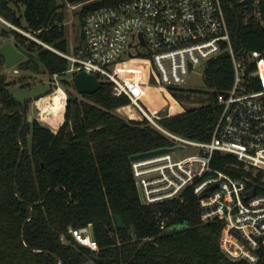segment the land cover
<instances>
[{
    "label": "trees",
    "instance_id": "obj_1",
    "mask_svg": "<svg viewBox=\"0 0 264 264\" xmlns=\"http://www.w3.org/2000/svg\"><path fill=\"white\" fill-rule=\"evenodd\" d=\"M58 1L0 0V23L17 28L0 30V49L5 39L14 37L19 50L29 55L18 69L40 73L43 66L51 77L67 75L70 64L58 52L69 53L70 45ZM88 1L92 0H78ZM121 1L84 5L81 22L87 12ZM248 3L222 0L232 46L241 58L264 51V28L245 25ZM5 67L0 50V264H87L93 254L96 264H249L223 253L224 223L204 221L200 198L192 189L183 201L142 203L131 157L173 148L174 142L147 118L141 120L127 97L114 96L111 84L103 82L98 92L82 99L68 91L66 107L48 112L52 118L55 113L61 117L55 129L29 120L32 100L16 99L10 89L17 80H8ZM204 80L207 91H191L204 97L203 103L192 108L176 98L177 91L186 90L155 86L147 100L152 105L161 100L160 113H175L169 118L152 114L165 130L193 142L212 141L221 114L217 95L229 90L234 80L231 56L222 54L211 61ZM145 81L151 83L149 78ZM64 84L79 93L74 78ZM118 110L136 120L121 126ZM212 166L234 178H253L233 155L216 153ZM262 178L259 174L256 180ZM116 215L124 220L121 229ZM161 219L167 221L165 227ZM90 225L97 251L70 242L71 229ZM258 256L257 264H264V248Z\"/></svg>",
    "mask_w": 264,
    "mask_h": 264
},
{
    "label": "built area",
    "instance_id": "obj_2",
    "mask_svg": "<svg viewBox=\"0 0 264 264\" xmlns=\"http://www.w3.org/2000/svg\"><path fill=\"white\" fill-rule=\"evenodd\" d=\"M244 21L264 28V0H249ZM58 53L68 60L72 78L85 72L111 84L114 96L127 97L138 113L173 140L175 151L133 162L145 204L183 201L192 189L200 198L204 221L224 223L223 253L232 261L257 264L258 251L264 248V51L244 58L236 54L222 0H124L100 7L84 15L81 45ZM222 54L232 58L234 80L229 90L217 95L221 114L211 142L184 139L149 117L145 108L152 105L147 99L155 86L182 89L192 74L202 71L204 76L210 62ZM59 77L54 75L51 83L55 94L61 91ZM47 99L40 98L38 107ZM61 102L66 107L64 97ZM124 115L133 120L129 113ZM174 115L165 111L159 117ZM185 148L198 153L177 159L176 153ZM216 153L235 156L253 178H234L215 169ZM259 174L263 178L257 181ZM253 190L256 195L248 198ZM160 225L165 227L167 221L161 219ZM69 234L82 247L99 249L91 225Z\"/></svg>",
    "mask_w": 264,
    "mask_h": 264
},
{
    "label": "rangeland",
    "instance_id": "obj_3",
    "mask_svg": "<svg viewBox=\"0 0 264 264\" xmlns=\"http://www.w3.org/2000/svg\"><path fill=\"white\" fill-rule=\"evenodd\" d=\"M58 2H59V5L62 6L61 11L65 15L64 25L66 28V37H67L68 43H69L70 48H71L70 51H74L82 43V22L80 19V13L84 7V4L79 3L78 0L73 2V3H69L68 0H59ZM24 13H25V8L21 7L19 9L18 14L22 16V15H24ZM6 27L8 28L9 26L1 21L0 30H2L3 28H6ZM23 32L29 38L35 39L34 36H32L26 30H23ZM5 43H11L14 45V44H16V41H15L14 37H11L7 40L5 39L4 44ZM28 59H29V55H26L25 61ZM15 70H17L19 73L16 74ZM40 70H41L40 73H32L29 71H22V70L18 69V66H16L12 69H9L6 72L4 71V74H6L8 76V80H17L16 86L11 87V89H10L17 100H19L21 102H24L28 99L32 100L31 109H30V116L33 117V120H39V122L41 124H43V125L49 124V125H51L52 128L57 129L58 125L62 122L61 117H59V115L56 113H55V117H53V118L51 116L47 117L46 115L49 111L52 112V111L56 110L55 109L56 107L58 108L61 106L62 102H61L60 96L62 95V97H64L68 101V98H69L68 91H70L78 99H82L83 97H82V95L77 93L75 90H73L71 87H68L66 84H64V80L70 81L72 79V76L70 74L60 76L58 78L61 91L58 95H55V90L53 88L54 86L51 85V83L53 82V77L48 75L46 69L43 66H41ZM22 84L29 85V86L22 88L21 87ZM182 89L186 90L187 92L188 91H190V92L191 91H207V87L205 84L204 76L202 75V71H201V74H192L188 78L186 83L182 86ZM49 91H51V93L47 94V93H49ZM40 98H48L47 99L48 101H46V102H49V103L52 101V98H53L52 110H48V109L42 110L41 104L38 107V104L40 102ZM155 99H157L156 96H155ZM155 102H156V104L150 105V109L145 108V111L147 112L149 117L153 118L154 120H155V117L152 116V114L159 116L162 109H164L163 108L164 104L161 102V100L158 102L157 101H155ZM198 105L199 104H196V105H186L185 104L184 106L186 108H192V107H197ZM42 112L44 114L43 115L44 117H41ZM117 114L120 117L126 119L127 121H130L128 119V117H126L124 115L125 113H121L118 110ZM138 114L141 116V118H142L141 120H144L147 118L140 113H138ZM52 116H54L53 113H52ZM132 119L136 120L134 118H132ZM137 121H140V120H137ZM196 153H198V150H194L192 148H185L182 152L176 153L175 157L177 159H182L186 156H190V155H193Z\"/></svg>",
    "mask_w": 264,
    "mask_h": 264
},
{
    "label": "water",
    "instance_id": "obj_4",
    "mask_svg": "<svg viewBox=\"0 0 264 264\" xmlns=\"http://www.w3.org/2000/svg\"><path fill=\"white\" fill-rule=\"evenodd\" d=\"M75 1H77V0H68L69 3H73ZM144 43L145 42H143V44ZM0 50L6 59V68L7 69H12V68L18 66L20 63L24 62L26 59V54L22 53L16 44L13 45L11 43H5L1 47ZM69 50H71V48ZM74 81H75L77 90H78L80 95L95 94L102 87V83L98 80V78L96 76L87 74L85 72H81V73L76 74L74 76ZM176 98L179 102H181L183 105H185L186 103H189V102H192L193 100L199 99L200 96L198 94L191 93V92H177ZM74 100L76 101L77 98H74ZM29 120L32 121L33 117L30 116ZM118 120H119V123L121 126H125L128 124V121L122 117H119ZM175 149H177V148H175ZM175 149L163 148V149H158V150H154V151H150V152H146V153H141V154L132 156L131 161L136 162V161L146 160V159H150V158L157 157V156H162V155L168 154L172 151H175ZM255 195H256V191L253 190V191L248 193V198H252ZM139 196H140L142 203L145 204V201L142 197L141 192H139ZM115 223H116V226L118 229L123 228L125 225L124 220H123L122 216H120V215L115 216ZM71 241L73 242V244L76 247L82 248V246L77 244L72 237H71ZM92 261H94L95 263L98 262V258L96 256V254L92 255ZM220 264H226V263L221 262Z\"/></svg>",
    "mask_w": 264,
    "mask_h": 264
},
{
    "label": "bare ground",
    "instance_id": "obj_5",
    "mask_svg": "<svg viewBox=\"0 0 264 264\" xmlns=\"http://www.w3.org/2000/svg\"><path fill=\"white\" fill-rule=\"evenodd\" d=\"M59 93H60V91H59ZM59 93H56L55 95H58ZM54 95V96H55ZM51 101V100H50ZM52 104H53V98H52V101L49 103V102H45V103H43V105H41V107H42V110H46V109H48V110H52V108H53V106H52ZM63 104H61V106H62ZM60 106V107H61ZM60 107H58V108H60ZM55 109H57V107L55 108Z\"/></svg>",
    "mask_w": 264,
    "mask_h": 264
},
{
    "label": "flooded vegetation",
    "instance_id": "obj_6",
    "mask_svg": "<svg viewBox=\"0 0 264 264\" xmlns=\"http://www.w3.org/2000/svg\"><path fill=\"white\" fill-rule=\"evenodd\" d=\"M204 100V97H200L199 99L193 100L192 102L186 103V105H196V104H202Z\"/></svg>",
    "mask_w": 264,
    "mask_h": 264
},
{
    "label": "crops",
    "instance_id": "obj_7",
    "mask_svg": "<svg viewBox=\"0 0 264 264\" xmlns=\"http://www.w3.org/2000/svg\"><path fill=\"white\" fill-rule=\"evenodd\" d=\"M9 69H7L6 67H5V69L3 70V73H4V71L6 72V71H8ZM60 98L62 99V95L60 96Z\"/></svg>",
    "mask_w": 264,
    "mask_h": 264
}]
</instances>
